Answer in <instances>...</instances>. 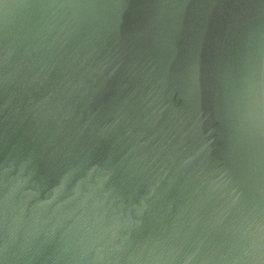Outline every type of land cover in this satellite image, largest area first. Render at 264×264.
Returning a JSON list of instances; mask_svg holds the SVG:
<instances>
[{
  "label": "water",
  "instance_id": "1",
  "mask_svg": "<svg viewBox=\"0 0 264 264\" xmlns=\"http://www.w3.org/2000/svg\"><path fill=\"white\" fill-rule=\"evenodd\" d=\"M0 264H264V0H0Z\"/></svg>",
  "mask_w": 264,
  "mask_h": 264
}]
</instances>
